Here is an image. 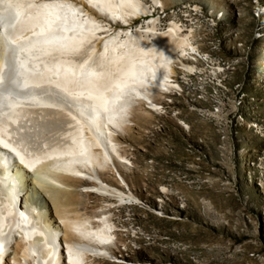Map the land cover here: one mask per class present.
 <instances>
[{
    "label": "bare ground",
    "instance_id": "bare-ground-1",
    "mask_svg": "<svg viewBox=\"0 0 264 264\" xmlns=\"http://www.w3.org/2000/svg\"><path fill=\"white\" fill-rule=\"evenodd\" d=\"M151 10L0 0V264L121 261L115 203L149 201L128 182L133 127L149 125L179 86L175 64L191 71L197 51L193 30L162 29L154 13L132 25Z\"/></svg>",
    "mask_w": 264,
    "mask_h": 264
},
{
    "label": "rangeland",
    "instance_id": "rangeland-1",
    "mask_svg": "<svg viewBox=\"0 0 264 264\" xmlns=\"http://www.w3.org/2000/svg\"><path fill=\"white\" fill-rule=\"evenodd\" d=\"M143 1L152 10L132 25L151 13L161 23L160 7ZM162 1L193 27L197 76L162 92L149 125L133 127L128 182L149 201L115 203L121 261L95 260L264 264V0Z\"/></svg>",
    "mask_w": 264,
    "mask_h": 264
},
{
    "label": "built area",
    "instance_id": "built-area-1",
    "mask_svg": "<svg viewBox=\"0 0 264 264\" xmlns=\"http://www.w3.org/2000/svg\"><path fill=\"white\" fill-rule=\"evenodd\" d=\"M157 7H160V9L162 10V14L163 16H161V23L159 26H161L162 29H167L168 26H169V23L171 22H175L177 23L180 28L182 30H187V31H190V30H193V27L192 25H189L186 26L187 22L186 20H182L179 16H177V12L179 11V6L177 7H174V6H171L170 8H166V9H163V6L159 5ZM182 7L183 9H189V10H193V11H197L199 10V7L195 4H182ZM166 16H169L166 18ZM195 53V52H194ZM195 54H193V57L190 58V61H191V64H192V69L191 71H187V70H184L181 66H177L178 68L180 69H183V71L187 72V73H182L181 75H179V79L176 78V75L174 74L172 76V79H174L178 84L179 86L175 87V89H177V93H181V91L183 90L182 87H181V82H186L185 79H190L191 76H197V70L194 69V67L196 66L195 65V60L197 59V56L198 57H201L199 54H197L196 56H194ZM228 67V66H227Z\"/></svg>",
    "mask_w": 264,
    "mask_h": 264
}]
</instances>
